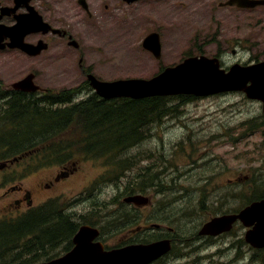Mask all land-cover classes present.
<instances>
[{
  "label": "rangeland",
  "instance_id": "1",
  "mask_svg": "<svg viewBox=\"0 0 264 264\" xmlns=\"http://www.w3.org/2000/svg\"><path fill=\"white\" fill-rule=\"evenodd\" d=\"M224 1L147 0L137 7L139 46L122 49L126 52L121 53L122 61L119 57L108 62L110 60L105 61L95 53L93 59L89 56V62H100L101 66L107 64L105 72L101 71L99 75L112 80L149 79L157 74L160 66H173L196 55L221 56L227 67L237 62L246 65L263 60L264 7L250 11L221 7L219 3ZM125 16L129 20L132 16V10L126 6L120 17L123 29L117 26L118 32L113 35L114 40L117 37L119 41L122 38V42L124 39L130 42L131 20L126 21ZM151 31L159 32L167 42L169 56L163 61L142 46L144 37ZM135 47L137 50L127 51ZM32 72L37 74L38 84L47 88L46 91L54 92L76 87L84 78L77 72V57L71 54L61 59L21 55L6 57V87ZM170 102V105H176L179 100L171 99ZM177 106L172 115L165 117L153 129L142 149L136 147L131 150L136 154L153 152V155L150 159H139L136 167L125 177L133 175L136 179V174L149 164L162 170L156 179L150 175L158 171L141 176L140 180L150 176L141 187H146L142 194L152 198L153 206L135 211L136 217L131 215L129 206L120 207L124 197L131 195L123 188V178L115 181L109 176L103 183L97 182L94 189L85 193V196H93L90 201L80 203L78 198L72 200L100 180L108 169L104 159L83 155H77L67 164L71 167L75 162L79 170L52 190L42 188L41 182L52 179L61 164L30 170L34 158L24 156L14 161L0 176V205L3 202L1 194L9 185H22L31 192L33 206H38L50 196L62 199L68 214L76 218L77 214L85 213L84 219L88 222L105 220L103 228L107 232H115L116 225L133 219L138 221L128 225L127 229L152 223L168 226L158 222L165 215L179 231L188 227V219L201 221L221 210L240 209L251 197L264 191V115L261 101L248 99L242 92H227L182 100ZM11 158L13 156L6 159ZM14 176L16 179L10 182ZM154 181L163 185L155 186ZM135 183L138 182L135 180ZM153 217L151 221L149 218ZM68 244L55 249L51 257L63 253Z\"/></svg>",
  "mask_w": 264,
  "mask_h": 264
},
{
  "label": "flooded vegetation",
  "instance_id": "2",
  "mask_svg": "<svg viewBox=\"0 0 264 264\" xmlns=\"http://www.w3.org/2000/svg\"><path fill=\"white\" fill-rule=\"evenodd\" d=\"M145 2L147 0H134L132 2L130 0H0V123L4 124L5 130V133L2 136L0 135V137L6 139V104H25L27 99H39L42 93L47 90V88L36 82V73H34V81L40 86L38 90L32 91L15 87V83L23 77L13 82L11 86L6 87V57L21 55L29 58L47 56L50 59H61L66 54L76 56L77 72L84 77L82 82L74 87L78 92H82L79 95V99L87 100L95 95L100 98L99 100H106L94 91L88 76L92 74L101 80H107L99 75V72H105L107 64L101 66L102 63L100 62H89V56L93 59L92 56L97 53L105 61L110 60L108 62L114 61L111 59H119V57L122 61V49L127 46L138 47L137 7L139 4ZM124 6L132 10L131 21L128 16H125L126 21L131 22L129 32L132 35V39L130 42L126 39L122 42V38L119 41L117 37L114 40L113 35L118 32V27H123L120 17H122ZM256 7H264V5ZM256 7L240 8L238 6H231L229 8L250 11L257 10ZM119 12L120 15L118 16ZM32 13L40 21L37 22L36 26L31 25V27H27L30 31L28 33L25 31L24 42L39 44L42 41L45 49L37 56L28 55L20 47L10 46L13 39L10 33L11 29L15 28L22 21L26 24ZM22 33L18 35V39ZM160 43V57H156L152 52L145 49L143 43L142 46L155 58L163 61L165 57L167 59L169 54L166 50L167 42L161 34ZM137 47L130 48L127 51H135ZM168 66L170 65L160 66L157 74ZM11 163L14 162L4 160L3 164L0 165L1 177L2 172H6ZM78 170L79 166L75 162H73L71 167L61 165L58 167L53 178L48 181H42L41 186L42 188L52 190L54 186L68 180ZM4 186L6 187V184ZM86 192L87 188L78 195L77 200L81 201L80 203L90 201L91 197H93L85 196ZM15 193L18 196L13 197ZM1 198L3 202L0 205V222H6V219L17 218L34 207L31 192L22 185H9L2 192ZM51 199H53V196H50L44 202ZM119 204L122 207V203ZM128 206L131 208L133 215L135 211L142 210V208L150 209L153 204L150 202L146 205L138 206L130 203ZM23 207L25 208L24 210H22ZM12 210L13 212H11ZM226 213L233 214L237 213V211L216 212L201 221L188 219V227L181 228L179 231L170 226L158 225L157 229H154L150 228L148 224H143L138 225L136 228H119L115 232H107L103 228L105 220L88 222L84 219L86 214L81 213L76 215L78 227L75 234L84 224L98 228L99 235L94 237L92 242L95 243L96 250L99 248L102 252H110L129 244L150 243L160 239H170L172 242L171 251L147 264H264V246L254 245L248 237V233L253 225H247L237 218L232 221L226 230L217 231V233L206 231L205 226L208 222ZM156 230H158V234L152 236L151 234L156 232ZM114 233L118 234L113 235ZM74 235L71 243L68 244L63 253H57L53 258H44L41 262L61 257L72 251L75 248Z\"/></svg>",
  "mask_w": 264,
  "mask_h": 264
},
{
  "label": "trees",
  "instance_id": "3",
  "mask_svg": "<svg viewBox=\"0 0 264 264\" xmlns=\"http://www.w3.org/2000/svg\"><path fill=\"white\" fill-rule=\"evenodd\" d=\"M77 93L76 88H65L45 93L39 99H27L25 104H6V139H0V160L20 155L32 157L35 162L31 170L44 165H67L77 155L101 158L108 169L95 185L111 176L115 181L125 179L123 188L127 194L145 192L146 187L141 186L150 176L158 178L162 170L149 164L136 174V179L133 175L125 177L139 159H150L153 155V152L136 154L131 150L142 149L153 129L172 115L178 103L196 96L99 100L94 95L78 101ZM171 99L179 102L170 105ZM152 171L158 172L140 180L142 175ZM15 179L16 176L9 181ZM133 180L138 183L134 184ZM153 185L163 184L154 181ZM262 197L264 191L250 200ZM63 203L62 199H51L17 218L1 221L0 264H35L51 257L59 246L70 244L78 221L66 212ZM123 205L127 206L124 202ZM126 222L116 227L121 228Z\"/></svg>",
  "mask_w": 264,
  "mask_h": 264
},
{
  "label": "water",
  "instance_id": "4",
  "mask_svg": "<svg viewBox=\"0 0 264 264\" xmlns=\"http://www.w3.org/2000/svg\"><path fill=\"white\" fill-rule=\"evenodd\" d=\"M132 1L134 0H130V2ZM235 4L240 7H255L264 5V0H228L222 5ZM30 16L26 24L22 21L11 29L10 33L13 39L10 46L20 47L29 55L34 56L41 53L45 49V45L42 44V41L39 44L24 42L25 34L30 31L27 27L36 26L37 22L40 21L33 13ZM17 32H19L18 35L23 32L19 39ZM144 46L159 57L160 35L155 32L150 33L144 40ZM88 78L95 91L107 99L114 97L139 99L154 95L172 94L204 96L224 91L241 90L246 92L249 98L261 100L264 111V61L251 65L237 63L226 71L220 67L219 58H209L202 55L187 58L179 65L169 67L151 79L129 78L103 81L92 74ZM33 79L34 74H29L17 82L15 87L35 91L39 86L34 83ZM126 201L142 204L147 202V198L141 195H132L126 198ZM238 217L247 225L254 224L253 229L248 233V237L254 245L264 246V199L251 203L238 214L212 219L205 226V229L213 233L226 230L232 221ZM97 235L98 230L96 228L83 225L74 237L75 248L71 252L58 259L39 264H147L170 249V241L163 240L149 245H131L111 252H102L99 248L96 250L95 243H92V239Z\"/></svg>",
  "mask_w": 264,
  "mask_h": 264
}]
</instances>
